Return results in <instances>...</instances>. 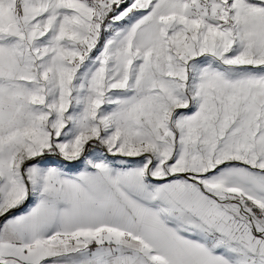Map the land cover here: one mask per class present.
Instances as JSON below:
<instances>
[{
	"label": "snow or ice",
	"instance_id": "6c2138e0",
	"mask_svg": "<svg viewBox=\"0 0 264 264\" xmlns=\"http://www.w3.org/2000/svg\"><path fill=\"white\" fill-rule=\"evenodd\" d=\"M0 264H264V0H0Z\"/></svg>",
	"mask_w": 264,
	"mask_h": 264
}]
</instances>
